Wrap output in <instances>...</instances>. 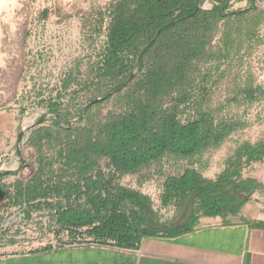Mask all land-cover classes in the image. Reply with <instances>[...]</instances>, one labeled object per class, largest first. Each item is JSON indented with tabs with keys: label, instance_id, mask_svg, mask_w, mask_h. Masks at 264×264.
Listing matches in <instances>:
<instances>
[{
	"label": "rangeland",
	"instance_id": "1",
	"mask_svg": "<svg viewBox=\"0 0 264 264\" xmlns=\"http://www.w3.org/2000/svg\"><path fill=\"white\" fill-rule=\"evenodd\" d=\"M117 1L0 0V58L10 62L0 66L9 69L8 89L0 95V108L21 106L33 114L36 108L55 104L64 127L86 126L91 121L104 123L136 101L151 98L152 92L146 96L140 90L146 70L136 65L128 78L116 73L118 64L110 55L108 26L110 5ZM215 6L213 0L201 2L203 10ZM43 10L46 22L38 23ZM226 13L235 15L218 25L207 49L208 58L191 64L180 86L163 99L162 108L177 111L181 124L207 115L214 126L236 125L237 129L219 146L194 158L166 156L136 174L115 176V185L151 199L158 226L166 211L179 209L176 201L163 204L170 179L187 170L206 177L249 176L253 174L250 162L259 159L249 161L247 153L264 147V0L231 1ZM43 124L53 136L37 152L46 159L56 158L58 126L52 115H46ZM34 165L30 162L29 171L40 170L38 174L46 178L62 170L52 161ZM99 170L114 174L107 159L99 161Z\"/></svg>",
	"mask_w": 264,
	"mask_h": 264
},
{
	"label": "trees",
	"instance_id": "2",
	"mask_svg": "<svg viewBox=\"0 0 264 264\" xmlns=\"http://www.w3.org/2000/svg\"><path fill=\"white\" fill-rule=\"evenodd\" d=\"M213 1L217 6L211 10L201 9L202 0H118L110 5L108 40L110 55L118 64L116 73L128 78L138 65L146 70L140 90L153 96L136 101L104 123L58 127L63 176L72 179V188L79 196L85 194L91 206V211L78 215L80 225L99 223L94 228L98 235L120 237L132 245L151 233L149 219L155 214L150 198L115 186L117 174H136L166 156L194 158L219 146L237 129L236 125L214 126L207 115L181 124L177 111L162 108L163 99L180 86L191 64L208 58L218 25L235 15L226 13L233 0ZM91 109L86 108L84 119ZM58 116L63 119L62 114ZM52 136V130L41 129L31 144L41 147ZM262 156L264 147L247 153L249 161ZM102 159L109 160L114 174L99 170ZM234 176L225 174L210 181L196 170H187L167 182L163 204L176 201L185 219L199 213L237 212L242 202L239 195L252 193L257 184L253 180L237 184Z\"/></svg>",
	"mask_w": 264,
	"mask_h": 264
},
{
	"label": "crops",
	"instance_id": "3",
	"mask_svg": "<svg viewBox=\"0 0 264 264\" xmlns=\"http://www.w3.org/2000/svg\"><path fill=\"white\" fill-rule=\"evenodd\" d=\"M38 15V23H45V10ZM9 64L0 58V66ZM8 75L9 69L0 67V95L8 89ZM56 106L33 114L21 106L0 108V264H264V156L250 162L253 174L232 177L237 184H257L252 193L239 195L237 212L185 219L180 209L168 210L158 226L153 210L151 233L127 245L120 237L96 234L99 223L80 225L78 215L91 211L85 194L79 196L72 179L63 176L58 156L46 159L31 144L45 128L46 115L58 127L66 125ZM42 161L58 163L62 170L51 178L39 175V169L29 171L30 162L39 166ZM200 174L210 181L223 177Z\"/></svg>",
	"mask_w": 264,
	"mask_h": 264
}]
</instances>
